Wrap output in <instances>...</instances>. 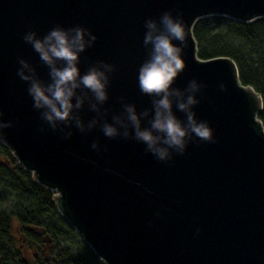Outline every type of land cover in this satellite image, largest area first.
<instances>
[{"label":"water","instance_id":"95a60500","mask_svg":"<svg viewBox=\"0 0 264 264\" xmlns=\"http://www.w3.org/2000/svg\"><path fill=\"white\" fill-rule=\"evenodd\" d=\"M164 12L179 16L185 30V68L173 87L192 79L205 85L193 111L215 143L190 142L183 156L161 163L133 140L107 139L99 128H73L65 140L40 120L18 61L44 81L48 69L23 41L26 33L42 38L56 26H80L96 36L78 67L84 74L97 61L115 66L103 106L111 123L121 97L138 112L151 107L138 84L148 58L144 23ZM211 16L249 23L264 18V0H0V123L12 125L0 144L53 193L57 213L102 264H264L262 100L240 83L232 60L197 58L192 27ZM94 115L85 105L84 122Z\"/></svg>","mask_w":264,"mask_h":264},{"label":"clouds","instance_id":"9594fccd","mask_svg":"<svg viewBox=\"0 0 264 264\" xmlns=\"http://www.w3.org/2000/svg\"><path fill=\"white\" fill-rule=\"evenodd\" d=\"M144 27L143 46L148 58L138 70V84L140 92L150 98L151 107L138 112L135 105L121 97V111L112 115L111 123L106 119L109 110L103 106L109 99L110 77L115 66L97 61L84 74L78 67L80 55L93 46L96 36L80 26L68 29L56 26L42 38L32 31L26 33L23 41L32 46L48 69L49 79L44 81L33 66L23 59L18 61L17 75L28 85V95L40 120L53 132L59 131L65 140L71 138L73 128L81 134L99 128L107 139L133 140L143 144L145 154H151L161 163L172 161L174 154L183 156L190 142L215 143L208 122L198 120L193 111L199 104L196 96L205 85L192 79L183 90L173 87L185 68L181 58L186 47L182 19L164 12L159 21L147 19ZM219 87L225 90L224 84ZM85 105L95 113L87 123L82 118ZM173 108L183 114V120ZM11 126L0 123V138L2 130ZM90 147L99 153L98 141H93Z\"/></svg>","mask_w":264,"mask_h":264},{"label":"trees","instance_id":"16d2710c","mask_svg":"<svg viewBox=\"0 0 264 264\" xmlns=\"http://www.w3.org/2000/svg\"><path fill=\"white\" fill-rule=\"evenodd\" d=\"M192 36L198 59L232 60L240 83L260 95L264 129V18L242 23L206 17L195 22ZM52 198L0 144V264H102Z\"/></svg>","mask_w":264,"mask_h":264}]
</instances>
